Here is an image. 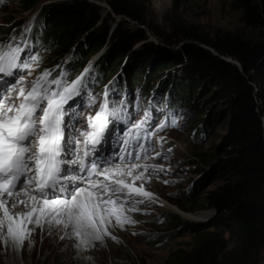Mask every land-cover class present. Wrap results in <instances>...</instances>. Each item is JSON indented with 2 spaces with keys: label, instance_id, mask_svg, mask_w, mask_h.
I'll use <instances>...</instances> for the list:
<instances>
[{
  "label": "rangeland",
  "instance_id": "1",
  "mask_svg": "<svg viewBox=\"0 0 264 264\" xmlns=\"http://www.w3.org/2000/svg\"><path fill=\"white\" fill-rule=\"evenodd\" d=\"M63 1L69 0H42L38 9L20 13L16 0H0V33L9 27L6 24L8 22H24L20 27V34L8 36L0 41V45L12 43L23 47V35H27L34 25L42 28L41 19L37 17L41 7ZM96 2L101 8L102 18L106 17L109 13L106 1ZM135 3L140 11L139 17L146 26L113 16L107 22L110 27L108 36L118 23H122L123 29L126 30H144L148 39L141 44L153 43L156 46L162 39L170 36L176 26H191L210 37L225 32L244 38H252L254 34L241 23L232 0H135ZM101 22L102 20L98 25ZM147 26L155 34L151 33ZM141 44L138 43L136 48ZM182 45L183 43H179L175 47L171 46V49L178 51ZM26 51L35 57L27 60L29 68L23 70L26 80H32L45 70L53 72V69L44 65L54 53H46L34 46ZM66 61L67 58H58L53 68L58 65L63 67ZM127 64L128 61H125L118 72L125 75L126 80ZM150 64L151 61L147 67L138 69L133 88L128 85L127 87L116 77L104 86L94 84V69L89 64L87 69H91L85 77L88 83L90 81L89 86L92 88L76 97L74 104L79 116V123L75 125V138L81 139L80 132L90 131L87 127L89 117L94 116L103 98H106L102 89L112 84L110 87L113 90H110L118 104L117 115L109 117V124L114 128L110 142L116 144L100 154L101 157L108 158L112 165L125 163L118 158L123 153L117 148L132 132L134 126L141 125L140 129L135 130L133 144L129 148H134L139 143L148 149L147 153L140 152L141 159L136 162L150 167L144 178L135 182V187L142 184L143 191L151 195L134 196L135 200H143V203L136 204L137 210L125 212L133 223H125L121 227L113 218L108 226L111 236H103L101 240H97L99 243L96 246L92 244L96 240L90 241V248H82L78 243L71 241L74 237H66L68 229L64 228V233L50 235V231L38 227L36 237L28 236L23 246L12 248L10 244L5 248L6 243L0 240V264H165L176 250L189 249L192 242L191 235L184 228L175 229L178 222L173 223L172 216L179 218L180 223L198 224L206 223L216 215L214 210L206 209L203 203L206 196L221 184L218 160L225 151L222 148L227 125L224 102L215 97L216 87L208 86L205 82L201 88H196L192 82L195 79H183L179 70L171 69L166 74L176 82L181 79L183 90L174 92L172 102H169L165 94L154 99L147 119L149 97L156 89L152 87L148 93L145 90L146 84L153 79V65ZM147 68L150 69L149 72L146 71ZM157 82L151 84L156 86ZM177 85L179 86V83ZM116 89L122 90V93L116 92ZM197 154L213 157L204 163L196 157ZM151 166L162 170L153 171ZM127 207H131V204ZM191 208H194V212H186ZM181 214L188 215L193 220H186ZM54 225L49 226H53V231H56L58 227L55 228ZM224 237L229 241L227 250L235 248L238 237L236 230L231 228L224 233ZM259 260V264H264V250L260 252Z\"/></svg>",
  "mask_w": 264,
  "mask_h": 264
},
{
  "label": "trees",
  "instance_id": "2",
  "mask_svg": "<svg viewBox=\"0 0 264 264\" xmlns=\"http://www.w3.org/2000/svg\"><path fill=\"white\" fill-rule=\"evenodd\" d=\"M16 1L20 13H25L38 9L42 0ZM105 1L109 13L103 18L101 8L86 0L44 5L37 14L42 28L32 26L26 41L46 53H54L44 65L51 69L58 58H70L65 67L71 77L103 51L94 64L95 82L100 85L116 77L133 88L138 69L147 67L151 61L153 79L145 90L148 93L155 87V96L165 94L169 102L173 101L175 91L183 90L181 79L176 82L166 74L171 69L179 70L183 79H195L192 82L196 88L205 82L216 87L214 95L224 102L227 117L222 143L225 151L218 160L221 184L203 203L216 215L198 224L180 223L179 218L172 216V222H178L175 229L184 228L192 242L189 249L176 250L165 264H259L260 252L264 250V0H232L241 23L254 32L252 38L230 32L210 37L191 26H176L158 46L141 44L148 39L144 30H126L122 23L108 36L107 22L113 16L143 27L146 24L139 17L135 0ZM23 23L22 20L6 23L9 27L0 33V41L18 35ZM138 43L141 45L136 48ZM179 43L183 45L178 51L171 49ZM221 57L237 62L241 70ZM125 61H128L127 80L125 75L118 74ZM57 72L56 69L53 74ZM154 82L158 84L153 86ZM196 157L207 163L213 156ZM231 228L238 237L235 248L227 250L229 241L224 233Z\"/></svg>",
  "mask_w": 264,
  "mask_h": 264
},
{
  "label": "snow or ice",
  "instance_id": "3",
  "mask_svg": "<svg viewBox=\"0 0 264 264\" xmlns=\"http://www.w3.org/2000/svg\"><path fill=\"white\" fill-rule=\"evenodd\" d=\"M29 59L35 57L19 44L0 45V240L23 246L32 231L28 225L51 224L70 230L81 245L111 236L113 218L121 227L133 223L125 212L143 203L134 196L151 195L142 184L135 187L150 167L136 162L148 149L139 143L130 149L125 139L118 157L125 163L112 165L101 157L114 115L106 103L89 117L90 131L75 138L74 104L83 76L69 82L67 73L54 77L45 70L26 81ZM18 206L25 211L13 212Z\"/></svg>",
  "mask_w": 264,
  "mask_h": 264
},
{
  "label": "bare ground",
  "instance_id": "4",
  "mask_svg": "<svg viewBox=\"0 0 264 264\" xmlns=\"http://www.w3.org/2000/svg\"><path fill=\"white\" fill-rule=\"evenodd\" d=\"M97 60H98V59H97ZM106 134H107V131H106V133H105V136H106ZM108 136H109V135H108ZM107 146H108V145H107ZM101 151H102V150H101ZM100 179H103V177H101ZM81 186H86V183L83 182V183L81 184ZM20 198H21V199H25L26 197H24V196L22 195ZM12 211L18 213V212H21V211H25V209H23L22 206H18V207H16V208L12 209ZM0 215H2V212L0 213ZM181 217L184 218V219H186V220H193L190 216L185 215V214H181ZM28 227H29L30 229H32V231H31V235H30V238H35V237H36V234H37V233H36V230H37L38 227H35V226H33V225H28ZM54 227H55V228L58 227L56 231H53V226H49V225H48V226L46 225V227H45V226L40 227V229L42 228V229H46L47 231H50V235H52L53 233H54V234H61V233L64 231V227H63V226H57V225H54ZM63 233H64V232H63ZM58 236H59V235H58ZM66 237H70L71 239L74 237V239H72L71 241H74L75 244L78 243L79 246L82 247V248H90V247H89L90 244H87V245H81L80 242H79V239L76 238L75 235L72 234V233L70 232V230H69L68 234H66ZM104 237H105V236H104ZM51 238H52V236H51ZM51 238H50V239H51ZM46 239H47V238H46ZM56 239H57V238H56ZM58 240H59V239H58ZM50 241H51V240H50ZM69 241H70V240H69ZM105 241H106V240H105ZM45 242H46V240H45ZM43 243H44V242H43ZM97 243H99V242H97V240L92 242L93 246H96ZM10 244H11V243H6V244H5V245H6L5 248H8ZM33 244H34V245L36 244L35 240L33 241ZM2 245H3V244H2ZM7 246H8V247H7ZM15 246H16V245L12 244V248H15ZM0 247H1V246H0ZM16 247H17V246H16Z\"/></svg>",
  "mask_w": 264,
  "mask_h": 264
},
{
  "label": "water",
  "instance_id": "5",
  "mask_svg": "<svg viewBox=\"0 0 264 264\" xmlns=\"http://www.w3.org/2000/svg\"><path fill=\"white\" fill-rule=\"evenodd\" d=\"M86 1H88V2H90V3H93V4H95V5H96V4L99 5V3L96 2L95 0H86ZM107 8H109V7L107 6ZM203 48H204V49H207V50H210L214 55L217 56V53L214 52L213 50H211V49H209V48H207V47H205V46H203ZM99 54H101V53H99ZM221 59L225 60L226 62H228V63H230V64H233V65L237 66V67L241 70V66H240L237 62L232 61L231 59H226V58H224V57H221Z\"/></svg>",
  "mask_w": 264,
  "mask_h": 264
}]
</instances>
